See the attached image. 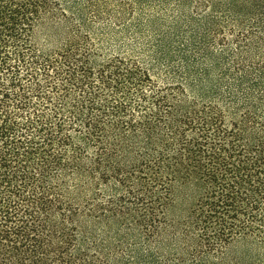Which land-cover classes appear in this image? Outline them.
<instances>
[{
  "label": "trees",
  "instance_id": "1",
  "mask_svg": "<svg viewBox=\"0 0 264 264\" xmlns=\"http://www.w3.org/2000/svg\"><path fill=\"white\" fill-rule=\"evenodd\" d=\"M0 264H264V0H0Z\"/></svg>",
  "mask_w": 264,
  "mask_h": 264
},
{
  "label": "rangeland",
  "instance_id": "2",
  "mask_svg": "<svg viewBox=\"0 0 264 264\" xmlns=\"http://www.w3.org/2000/svg\"><path fill=\"white\" fill-rule=\"evenodd\" d=\"M51 1H60V0H51ZM186 190L187 189L182 188L181 186L177 187L175 191L176 197L179 198V200L187 199Z\"/></svg>",
  "mask_w": 264,
  "mask_h": 264
}]
</instances>
